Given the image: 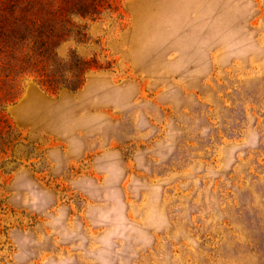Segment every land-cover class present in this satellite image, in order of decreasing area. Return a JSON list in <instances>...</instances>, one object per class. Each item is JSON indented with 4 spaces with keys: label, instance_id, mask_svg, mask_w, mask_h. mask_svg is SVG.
I'll return each instance as SVG.
<instances>
[{
    "label": "rangeland",
    "instance_id": "rangeland-1",
    "mask_svg": "<svg viewBox=\"0 0 264 264\" xmlns=\"http://www.w3.org/2000/svg\"><path fill=\"white\" fill-rule=\"evenodd\" d=\"M0 264H264V0H0Z\"/></svg>",
    "mask_w": 264,
    "mask_h": 264
}]
</instances>
